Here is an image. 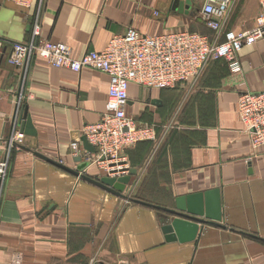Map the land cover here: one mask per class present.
Listing matches in <instances>:
<instances>
[{"label":"crops","instance_id":"1","mask_svg":"<svg viewBox=\"0 0 264 264\" xmlns=\"http://www.w3.org/2000/svg\"><path fill=\"white\" fill-rule=\"evenodd\" d=\"M174 1L33 0L23 8L0 0V162L22 82L21 70L7 60L13 43L30 39L37 15L40 38L69 46L74 58L103 51L128 29L149 36L188 31L213 40L200 1L181 0L191 3L183 13L173 10ZM258 1L234 0L226 30H250ZM238 60L237 73L223 59L210 61L191 86L128 87L126 114L151 127L154 139L124 152L136 171L124 194L170 210L184 199L186 210L204 214L206 193H218L220 226L199 225L194 241L180 243L166 240L162 229L171 218L163 212L36 156L69 169L77 157L83 160L84 129L105 112L109 79L35 58L20 112L34 134H24L0 185V264H13L16 255L20 264H264V146L251 148L236 112L239 94L264 92V41L244 47ZM84 173L94 180L106 175L94 165Z\"/></svg>","mask_w":264,"mask_h":264},{"label":"built area","instance_id":"2","mask_svg":"<svg viewBox=\"0 0 264 264\" xmlns=\"http://www.w3.org/2000/svg\"><path fill=\"white\" fill-rule=\"evenodd\" d=\"M17 6L29 8L33 0H7ZM43 1V0H40ZM200 14L206 27L214 33L213 40L198 33L177 31L158 36L141 34L128 29L114 36L101 52H88L74 58L72 50L64 44H55L40 38L39 16L34 19L30 39L13 43L8 64L21 70V84L17 92L12 130L5 140L4 157L0 162V185L8 174L13 151L24 141L18 128L25 94L23 81L35 58L45 60L55 69H68L80 73L92 69L109 79L105 112L100 120L84 129V138L94 153L83 150V160L105 171V176L119 178L128 175L129 167L124 152L134 145L154 139V131L147 125H138L126 114L128 87L135 84L149 90H173L191 86L203 68L212 60L228 62L231 72L240 71L239 53L246 46L264 41V0L254 26L247 31L226 30L225 24L234 0H198ZM223 37V41L220 38ZM29 98V96H28ZM236 112L243 132L254 150L264 146V92H245L238 96ZM79 144H72L78 149ZM16 255L13 264H20Z\"/></svg>","mask_w":264,"mask_h":264},{"label":"water","instance_id":"3","mask_svg":"<svg viewBox=\"0 0 264 264\" xmlns=\"http://www.w3.org/2000/svg\"><path fill=\"white\" fill-rule=\"evenodd\" d=\"M190 1H181L175 0L173 4V10L178 11L179 13H183V11L190 5ZM20 123V129L25 135H33L32 125L29 118H27L26 113L24 112L22 115ZM82 147L83 149L93 154L95 151L90 145L87 143L86 139H82ZM37 157L42 158L43 160L63 169L64 171L74 175L75 177H79L80 179L95 185L108 193H111L117 197H121L127 201L132 203L142 205L145 207H149L155 209L157 211L163 212L166 216H169L171 219L168 221L162 231L167 236V241H178L180 243L192 242L196 239V236L199 232V225L202 226H214L219 227L216 223L221 220V209L220 203L218 200L217 191H213L210 193H206L205 195V203L206 210L203 214L200 208L186 210L184 207V199H178L175 204L174 209H164L158 206H154L148 203L141 202L139 200L133 199L127 195H124L125 188L130 182V178L135 176L136 171L133 169H129L128 175L119 177V178H110L108 176H104L98 180L91 179L85 175V170L88 169L91 164L89 161H82L80 157L75 159L76 167L74 169H69L62 165H59L40 154H36ZM204 217V218H203Z\"/></svg>","mask_w":264,"mask_h":264},{"label":"trees","instance_id":"4","mask_svg":"<svg viewBox=\"0 0 264 264\" xmlns=\"http://www.w3.org/2000/svg\"><path fill=\"white\" fill-rule=\"evenodd\" d=\"M134 199V198H133ZM137 200V199H136Z\"/></svg>","mask_w":264,"mask_h":264},{"label":"rangeland","instance_id":"5","mask_svg":"<svg viewBox=\"0 0 264 264\" xmlns=\"http://www.w3.org/2000/svg\"><path fill=\"white\" fill-rule=\"evenodd\" d=\"M125 195V194H124Z\"/></svg>","mask_w":264,"mask_h":264}]
</instances>
